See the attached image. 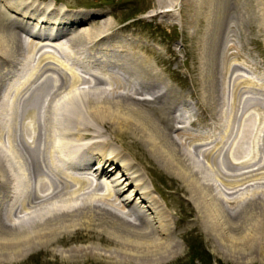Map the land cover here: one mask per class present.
<instances>
[{
	"label": "bare ground",
	"instance_id": "1",
	"mask_svg": "<svg viewBox=\"0 0 264 264\" xmlns=\"http://www.w3.org/2000/svg\"><path fill=\"white\" fill-rule=\"evenodd\" d=\"M191 1L201 6V0H180L179 22L194 24L199 17L206 19L199 39L203 49L201 93L212 100L219 70L210 63L216 59L221 38L216 27L220 29L225 18L242 25L249 17L247 11L241 12V1L234 2L228 15L217 0L211 16L199 15ZM175 3L156 0L154 7ZM168 12L157 10L155 14ZM89 14L38 0H0V126L7 127L5 137L0 131V261L50 250L65 256L100 255L118 263L153 262L180 251L166 203L123 145L113 142L115 135L128 131L190 190V199L203 221L202 230L212 232L221 252L238 263L257 260L264 264V181L261 188L251 184L238 187V191L245 190L231 200L232 207H227L228 200L222 195L232 191L213 181L222 177V186L231 189L247 177L263 178V141L255 143L256 151L248 147L243 152L242 138L249 128L242 124L225 155L231 162L224 165L241 182L225 183L228 174L220 163L225 151L218 147L221 137L211 138L206 131L189 132L187 123L181 121L173 135L171 122L187 115L174 112L178 108L169 86L165 91L156 89L162 80L146 57L120 51L131 39L111 31L110 18L88 26ZM253 15L263 25V18ZM22 34L41 39L36 41L40 46L65 45L75 57L82 53L85 59L78 60L85 72L96 68L106 73L112 68L119 75L88 72L87 77L47 51L36 59L40 46L32 39L25 46ZM225 47L223 64L228 61ZM91 62L96 67H90ZM232 65L236 68L232 71L239 70L236 74L228 75L229 65L224 64L221 70L232 84L234 99L235 87L243 81L241 73L248 68ZM143 74H148L147 78ZM260 84L256 98L263 104L264 83ZM230 103L229 117L234 100ZM185 105L187 114L197 112L188 102ZM259 108L264 109V104ZM245 110L242 119L248 118L249 110ZM194 121L189 120V125ZM198 154L207 163L196 158ZM69 168L81 173L71 174ZM79 229L95 235L79 234Z\"/></svg>",
	"mask_w": 264,
	"mask_h": 264
},
{
	"label": "rangeland",
	"instance_id": "2",
	"mask_svg": "<svg viewBox=\"0 0 264 264\" xmlns=\"http://www.w3.org/2000/svg\"><path fill=\"white\" fill-rule=\"evenodd\" d=\"M38 1L50 2L51 6H61L71 12H78L80 10L84 12L89 11L90 14L86 17V24H88V26L99 24L103 22L104 19L110 18V20L113 21L111 31L131 39V42L120 51L124 52V54L125 52L129 54L137 52L146 57L151 66L159 73L160 79L162 80L160 86L156 89L165 91L167 86H169L171 90L170 96L174 99L175 103H177L176 108H178V110L174 112H182L185 116L187 115V117L182 120L177 119V121L171 122L174 128L172 131L173 135L179 130V128L175 126L176 124L181 122L184 124L189 122V120H195L192 125L187 123V131L195 133L206 131L211 138L221 137V142L218 147L220 150L223 149L225 154L223 155L224 160L220 163L223 165L222 171L228 174L223 181L231 184L241 182L238 180V177L234 178V176H231L230 172L224 167V165L230 164L228 162H231L229 161L231 159H226L225 155L232 146V141L236 139L242 124L246 125V128H249V131L245 133L242 138L243 152L248 147L250 150L256 151L255 143L257 141H263L264 143V109L259 108V105L263 106L264 103L258 102L256 98V95H258L257 91L260 90V83H264V23L262 25L259 18L253 15L257 14L264 20V0H221L222 7L226 9L228 15H231L235 3L241 1L243 5L241 12L244 13V11H247L246 15L249 18H247V22L245 21L242 25H236V23L232 24L230 18H225L220 29H218V26L216 27V32L219 30L221 38L217 42L216 59L210 64L215 63L216 69L219 70V73L217 71L216 73L219 75H216L214 83L215 88L213 91L214 97L212 96V100L209 98L205 99L201 93L200 56L203 49L201 47L202 44H199V39L201 40L202 38L206 19L198 16L199 19L194 24L183 23L181 25L178 11L180 0H168L174 3L176 2L175 6L163 5L157 8L154 7V2L156 0ZM216 2L217 0H201L202 4L200 3L199 5L201 6L199 7L196 6L198 5L196 1H191L190 3L195 11L200 13L199 15L203 13L204 15L206 14V16L207 14L211 16V13H213L211 7L216 4ZM157 10H169V12L167 15L163 16L156 15L155 13ZM208 26L211 27V23H208ZM231 28L232 32L229 30ZM223 35L225 36L224 38ZM21 38L25 46L29 39H32L33 43H37L38 45L39 43L36 41H41L26 34H22ZM231 45L233 46L232 48ZM225 46H227V48ZM224 47L226 48V59H228L224 64L226 65L225 67H227V65L230 66L228 75L232 72L236 74L239 71H232L233 68H235L232 65L234 63H239L241 66L245 67V69L248 68V72L244 74L241 73L243 81L242 84H237L235 87L236 96H234V99H232L234 94L232 84L229 82L228 76H224V69L221 70L224 65L222 56ZM44 51H47L53 59L55 57V59H60L63 63L68 62L70 65L74 66L81 64L79 63L81 60L78 59H85L82 53H80V56L75 57L70 53V50L63 48L54 50L44 45L40 46V49L34 57L37 59ZM236 52L239 53L237 54ZM235 54H237V56ZM79 72L78 68L77 73ZM95 72L100 76H105L108 73L119 75V73L112 68H108L106 73L97 69ZM143 75L145 78L148 76V74ZM149 78L151 79L150 75ZM232 100H234V107L231 112V117H229L230 115L228 116V112L231 111L230 102H232ZM186 102L197 110V112L192 115L187 114L188 105H185ZM246 108L249 110L248 118L242 119ZM224 110L226 113L223 112ZM183 120L186 121L183 122ZM226 127L227 130L225 131ZM6 128L7 127L4 128L3 125L0 126V131H4L2 135L4 137L6 136ZM107 128L108 130L110 129L109 127ZM115 136V141H113L115 146L123 145L125 151L141 166L149 179L151 187L160 195L161 198L159 197V199L166 203L167 210L171 216L170 224L173 228L172 234L181 247L180 251L174 254L173 257L170 256L167 259H160L153 262L138 260L118 263L112 261L108 257L100 255L75 257L65 256L60 252L54 253L50 250H39L31 254L29 253L17 260L0 261V264H260L257 260L238 263L221 252L219 243L214 241L212 232H204L202 230L203 221L199 218L196 208L190 199V190L185 186L182 180L173 175V173L167 171L160 162L149 154L143 143L133 138L130 132L124 131ZM212 144H214V142ZM185 147L189 148L190 146L186 144ZM189 150H193L192 147H190ZM243 152L240 153V155H243ZM215 154L214 152L212 155ZM195 157L201 158L207 163L200 154L197 156L195 155ZM260 157L262 158V155H260ZM219 158L220 157L217 159ZM254 177L255 175L245 178V180H242V182L244 181L243 184L236 185L231 189L222 186V177L221 179L217 178L218 180H215V178L213 181L217 184V187L220 186L224 188V190L232 191L230 194H222L225 195L226 200H228L226 201L227 207H232L234 204L231 200L239 196L241 192L245 190L244 188L238 191V187H245L247 184H251V187L254 185H258L260 188L262 187L264 177L259 179ZM256 181L258 182L255 183ZM77 233L82 235L88 233V236L95 235L94 231L87 232L86 229H79ZM88 240L94 241L96 238L88 237ZM85 242L86 241L70 242L68 245L82 244Z\"/></svg>",
	"mask_w": 264,
	"mask_h": 264
}]
</instances>
